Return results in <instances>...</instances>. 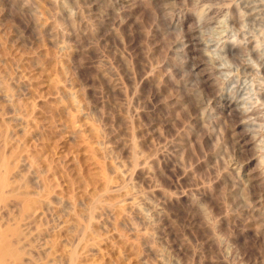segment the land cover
I'll list each match as a JSON object with an SVG mask.
<instances>
[{"label": "rangeland", "instance_id": "rangeland-1", "mask_svg": "<svg viewBox=\"0 0 264 264\" xmlns=\"http://www.w3.org/2000/svg\"><path fill=\"white\" fill-rule=\"evenodd\" d=\"M0 264H264V0H0Z\"/></svg>", "mask_w": 264, "mask_h": 264}]
</instances>
